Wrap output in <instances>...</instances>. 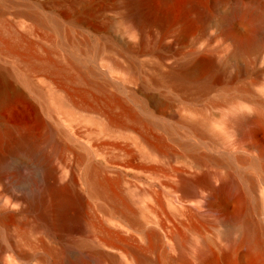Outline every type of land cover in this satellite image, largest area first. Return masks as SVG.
Wrapping results in <instances>:
<instances>
[{"label": "rangeland", "instance_id": "obj_1", "mask_svg": "<svg viewBox=\"0 0 264 264\" xmlns=\"http://www.w3.org/2000/svg\"><path fill=\"white\" fill-rule=\"evenodd\" d=\"M251 1L228 3L205 32L196 34L182 47V53L177 55L173 49L167 51L162 62L150 55L134 56L126 47L136 38L112 28L110 34L114 41L110 43L111 46L96 57L86 58L91 71L77 82L48 70L36 74L35 81L44 89V103L52 108V115L45 113L40 100L35 97L13 104L12 118L37 115L40 120L49 123L52 120L50 124L55 128L66 124L61 129L73 137L60 135V141L74 152L82 151L81 146L88 147L90 144V152H93L91 154L95 159H113L126 142L132 143L135 138L138 143L137 147L131 146L135 147L136 159H132L123 173L120 190L130 200L129 204L137 212L140 224L122 221L126 223V229L110 226L119 231L121 239L116 247L109 248L116 255L115 260L99 257L84 249L77 252V256L75 253L60 256L64 263L77 259L80 254L90 264H136L131 246H140L153 262L160 264H264V241L256 244L254 253L249 257L244 254L248 246L240 243L248 221L256 227L258 237L263 236L264 239V119L239 121L243 116L250 118L264 114V24L257 28L259 30L256 29V33L253 32L251 46L239 50L238 38L248 36L249 28L237 23L235 29L238 36L235 37L228 23L225 24L227 28H222L218 23L223 12L238 6H250V3H254ZM259 1L251 5L252 9L264 12V6L261 8L263 4ZM82 5L77 0H55L47 4L39 10L47 19L45 24L36 22L33 15L30 18L17 17L16 8L11 5L6 13H0V29L5 26L23 35L28 42L38 41L41 45L37 47L38 51L45 53L50 49L54 57L66 64L70 74H79L81 70L68 61L70 45L66 43L64 34L71 31L79 38H102L75 22L80 16H86V8ZM52 20L59 23L61 30L52 24ZM186 54L193 58L205 56L213 60L212 71L207 72L215 79L211 78L207 89L182 88L174 78L166 75L175 61L188 63L190 58ZM133 60L137 63L135 71L139 73L136 78L113 70L109 65L110 62L126 65ZM238 66L243 68L242 74H236ZM69 93L75 102L67 99ZM113 96L116 101L112 100ZM129 107L131 109H127ZM126 109L134 111L138 118L127 119ZM122 115L127 121L120 119H124ZM112 117L118 123L123 122V126L117 131L101 132L102 123ZM194 120L205 127V134L188 125L189 121ZM127 148L130 149L129 146ZM68 155L70 157L69 152ZM240 156L251 158L254 164H243ZM69 157L66 156L65 160L68 158L69 161ZM32 169L40 182L42 168L34 165ZM197 177L200 178L198 193L188 198L183 178ZM230 177L234 179V186L228 193L232 194L240 187L239 190L249 199L243 214L236 208L235 200L222 202L214 193L212 185L217 186ZM35 187L36 183L32 181L26 189ZM99 202L93 199L88 204L96 216L103 219L106 207L100 210ZM18 228L13 226L10 231L17 235ZM74 228L82 227L77 225ZM152 229L158 233L159 241L154 250H147L148 233ZM96 234L98 232H93L89 237L97 242L103 234ZM2 242L14 251L8 239L4 238ZM18 242V249L27 252L42 251L41 242L58 246L56 238H48L43 232L30 233L24 239L18 237ZM201 250L206 252L209 263H205L200 256ZM228 250L230 254L226 255L225 251ZM44 263L48 264L35 255L19 264ZM0 264L12 263L8 257H4Z\"/></svg>", "mask_w": 264, "mask_h": 264}, {"label": "bare ground", "instance_id": "obj_2", "mask_svg": "<svg viewBox=\"0 0 264 264\" xmlns=\"http://www.w3.org/2000/svg\"><path fill=\"white\" fill-rule=\"evenodd\" d=\"M231 1L238 0H77L86 8H84L86 16H80L81 18L79 17L75 22L78 26H86L92 33L105 38V40H101L102 38L93 39L90 36L79 38L71 31L64 34L66 43L70 45L67 50L68 61L81 70L79 74L75 75L68 72L66 64L54 57L50 49L46 51L44 48L45 53L38 51L37 47L41 46L38 41L28 42L23 35H19L5 26L0 29V261L4 257H8L12 264H19L39 255L40 260L48 264H90L87 258L80 256V254L77 259L69 263H64L60 257L72 253L77 256V252L84 249L99 257L115 260L116 255L109 248L116 247L117 242L121 239L119 238V231L110 226L126 229L124 227L126 223L124 224L122 221H127L133 225L140 224L137 212L129 204L130 200L128 201L120 190L123 173L132 163V159L134 160L136 157L135 147H131L132 145L137 147L136 139L134 138L132 143L126 142L124 147L119 146V152L113 159L109 160L108 157L95 159L91 154L93 152H90L89 141L88 147L81 146L82 151L77 150V152L67 148L60 141L61 138L58 136L61 135L64 138L70 136V133L67 134L66 131L62 130L66 124L55 128L54 125L50 124L51 119L50 123L40 120L35 114L36 112L34 113L36 116L29 118H21L20 116L19 119L12 118L13 104L16 101L27 100L29 97L40 100L45 113L52 115V108L45 104V91L35 81L36 74L48 70L54 75H62L72 82H77L88 71H91L87 67L86 58L96 57L104 49L111 46L110 43L112 40L114 41L110 34L112 28L118 29L121 34L136 38L135 42L126 47L134 56L150 55L162 62L167 51L173 49L177 55L182 53L180 51L182 47L196 34L205 32L214 23L216 16ZM253 1L255 3L259 0H252L251 2ZM54 2L55 0H0V13H6L13 5L16 8L17 17L30 18L33 15L36 22L45 24L47 19L39 10ZM259 2L261 5L263 4L261 7L263 8L264 2ZM254 3H250V6L246 7L232 8L231 11L227 12V10L219 16L220 21L218 23L223 26L222 28H227L228 25L233 35L237 33L235 29L237 23L244 24L249 28L248 36L241 37L242 39L238 38L239 50L251 46L254 38L253 32L264 24V12L252 9L251 5ZM226 23L228 24L225 25ZM52 24L61 30L56 20ZM188 55L190 54H186L190 58L188 63L175 61V65L169 67L166 75L174 78L182 88L207 89L211 84V78L215 79V76L213 77L210 72H207L212 71L213 60L205 56L193 58ZM136 64L133 60L126 65L116 62H110L109 65L113 70L128 73L131 77L136 78L139 76V73L135 71ZM237 70L236 74L244 72L241 67ZM71 93L66 95L69 101L73 100ZM113 97L112 100H115V96ZM117 101L121 103V100L118 99ZM153 101L154 103L157 102V100ZM133 112L125 111L126 118H138V115ZM123 115L122 117H124ZM262 115L250 118L243 116L238 120L247 122V120L252 119H264L261 118ZM120 119L127 121L125 117L124 119L120 117ZM116 121L113 117L105 120L100 127L101 132H113L120 129L123 122H119V124ZM188 125L201 134L206 133L205 127L196 120L189 121ZM134 136L137 137V135ZM100 143L104 144V142ZM114 143L117 144L118 142ZM49 146L51 147L50 150L48 149ZM66 156L69 157V161L68 158L67 161L65 160ZM96 156L94 155V157ZM240 160L243 164H254V161L249 157L240 156ZM34 165L43 170V177L41 176L40 182L37 181V176L32 169ZM199 180V177L194 179L183 178L188 198L194 197L198 193ZM203 180L206 181V178L203 177ZM233 180L230 177L222 180L217 186L212 185V187L217 195L216 198H220L222 202L229 199L235 200L236 208L243 214L249 199L243 191L239 190L240 187L237 188L238 190L233 189L237 190L232 193L233 195L228 193L229 189L234 186ZM32 181L36 183V187L27 190L26 186ZM93 199L100 201L98 204L100 210L106 207L103 219L96 216L89 207L88 201ZM77 225H81L82 228L80 229L82 230L78 229L79 227L76 230L74 227ZM13 226L19 227L17 235L10 231ZM37 232H43L48 238L49 236L53 239L56 238L58 246L57 244L41 242L42 251H39L41 253L37 252L38 250L27 252V250L18 249V237L28 238L30 233ZM93 232H98L96 235L101 233L103 237L96 242L89 237V234H93ZM77 234H79L78 237L75 236ZM148 235L149 240L147 247H145L147 250L155 248L159 241L156 230H150ZM4 238L11 242L13 249L15 248L14 251L9 250L3 244ZM263 241V236L262 238L258 237L256 227H253L250 221L246 222L240 240V243L248 246L247 251L244 249L246 251L244 254L248 257L251 256L256 244L258 242L261 244ZM131 251L134 254L136 264L161 263L153 262V259L140 246H131ZM205 253L204 250H201L200 256L205 263H209V258ZM225 254L229 255L230 250L225 251ZM125 257L127 256L125 255Z\"/></svg>", "mask_w": 264, "mask_h": 264}]
</instances>
